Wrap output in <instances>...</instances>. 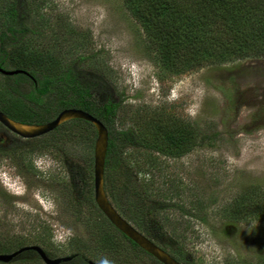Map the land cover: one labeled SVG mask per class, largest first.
<instances>
[{"label": "rangeland", "instance_id": "rangeland-1", "mask_svg": "<svg viewBox=\"0 0 264 264\" xmlns=\"http://www.w3.org/2000/svg\"><path fill=\"white\" fill-rule=\"evenodd\" d=\"M0 1L1 34L12 0ZM18 9L29 32L16 49L61 50L60 71L78 57L82 71L100 69L118 102L115 130L135 135L136 143L117 142L120 159L113 170L104 168V191L116 211L181 264H264V58L174 74L146 49L123 0H23ZM6 48V69H14L9 58L16 54ZM41 71L47 75L44 62ZM17 76L0 74V105L52 115L54 96L39 105L26 101L21 92L30 81L16 88L13 82L24 81ZM169 117L183 135L194 125L199 136L215 138L183 153L163 149L161 126L173 125ZM82 122L66 121L34 139L11 136L12 145L0 140V247L10 253L37 245L51 258L77 252L95 264H160L96 206L95 129ZM253 201L262 214L246 210ZM0 264L44 263L27 255Z\"/></svg>", "mask_w": 264, "mask_h": 264}, {"label": "trees", "instance_id": "trees-1", "mask_svg": "<svg viewBox=\"0 0 264 264\" xmlns=\"http://www.w3.org/2000/svg\"><path fill=\"white\" fill-rule=\"evenodd\" d=\"M22 2L23 0H12L7 7V26L0 34V67L6 69L8 55L6 47L10 46L16 54V56L12 55L15 57L9 58L15 63L14 69L26 72L19 75L24 78V81H29L28 77L32 79L28 93L21 92L25 100L39 105L43 103L42 98L51 93L54 96L52 102L55 105L51 109L52 115L45 117L42 114L34 113V115L24 110L10 109L0 105L1 111L6 110L13 114L16 121L31 123L37 120L48 122L61 110L68 108L88 112L101 121L108 130L105 165L111 166L110 169H112L113 161L119 160L118 155L122 153L118 151L117 142H137L131 131H116L114 128L118 102L113 97L112 88L105 81L100 69L94 72L79 69L78 65L82 57L76 58L68 67L60 71L65 60V53L62 54L61 50L60 55L52 51L48 54L47 50L39 54L22 47H19L18 51L16 48L19 46V36L29 32V29L24 26L27 15H24L25 11L18 9ZM123 5L141 26L148 46L146 49L153 51V57L157 60L159 67H163L168 72L180 74L187 70H197L235 60L264 58V0H123ZM54 42L58 41L54 40ZM92 56L93 54L90 57ZM16 57L17 61L13 60ZM24 62L31 65V68L24 67L22 65ZM43 62L46 63L48 76L41 71ZM11 88L15 89L12 86ZM169 119L173 123L172 126H161V122L158 126L163 128V136L166 140L163 149L183 153L185 150H192L204 140V137H207L199 136V130L194 125H187L190 129L187 130V135H183L182 125L178 126L177 121L170 117ZM77 121L84 123L82 122L84 120ZM87 123L91 128L94 127ZM207 138L212 140L215 137ZM142 188L144 191L147 190V187ZM261 206L262 204L258 201H253L248 204L246 210L262 214ZM110 225L134 248L151 256L111 223ZM145 233L148 237L147 232ZM0 252L4 253L5 249L0 247ZM27 255L40 259L33 250H26L15 258L20 259L21 256ZM70 255L73 256L70 261L60 264H88V261H91L77 252ZM151 257L157 261L153 256Z\"/></svg>", "mask_w": 264, "mask_h": 264}, {"label": "water", "instance_id": "water-1", "mask_svg": "<svg viewBox=\"0 0 264 264\" xmlns=\"http://www.w3.org/2000/svg\"><path fill=\"white\" fill-rule=\"evenodd\" d=\"M0 73L5 76H12L20 73L26 74V72L21 70H5L1 68ZM69 120L87 121L94 126L96 131L93 146V196L98 209L118 231L133 241L139 248L153 256L161 264H181L168 252L163 250L130 225L109 202L103 186L105 158L108 144V130L101 121L81 109L68 108L61 110L52 120L48 122L28 125L14 121L0 111V124L14 134L26 139H32L47 134ZM26 250L35 251L44 264H60L70 261L73 257L72 255H67L51 258L47 256L41 247L37 245H29L23 246L11 253L0 254V262L8 263L18 254ZM88 264L95 263L88 261Z\"/></svg>", "mask_w": 264, "mask_h": 264}, {"label": "flooded vegetation", "instance_id": "flooded-vegetation-1", "mask_svg": "<svg viewBox=\"0 0 264 264\" xmlns=\"http://www.w3.org/2000/svg\"><path fill=\"white\" fill-rule=\"evenodd\" d=\"M1 68V67H0ZM1 69H3V68H1ZM6 70V69H5ZM1 74V73H0ZM21 74H23V73H20V74H17V75H21ZM3 75V74H2ZM5 76V75H4ZM27 77V76H26ZM30 80V82H31V78L30 77H28ZM17 83V88H20V89H23V88H25V86L27 85V83H25V81H23V82H16ZM19 84V85H18ZM27 91V90H26ZM26 91H23V92H26ZM22 95H23V93H22ZM27 101V100H26ZM0 111H1V109H0ZM2 112V111H1ZM6 115V114H5ZM7 116V115H6ZM8 117V116H7ZM14 120V119H13ZM14 121H16V120H14ZM17 122H19V123H22V124H36V123H31V122H23V121H17ZM0 128H4V129H7V128H5L2 124H0ZM8 130V129H7ZM3 131V130H0V140L1 141H4V142H8V143H10L11 145H12V141H14L13 140V138L11 137V136H13V137H15V136H17V137H20V136H18V135H16V134H14L13 132H11V131ZM20 138H22V137H20ZM35 138H37V137H35ZM22 139H26V138H22ZM32 139H34V138H32ZM12 140V141H11Z\"/></svg>", "mask_w": 264, "mask_h": 264}, {"label": "clouds", "instance_id": "clouds-1", "mask_svg": "<svg viewBox=\"0 0 264 264\" xmlns=\"http://www.w3.org/2000/svg\"><path fill=\"white\" fill-rule=\"evenodd\" d=\"M252 225H250L249 227H251ZM242 227H243V225H242ZM247 231H248V229H247ZM101 264H107V262L106 261H101Z\"/></svg>", "mask_w": 264, "mask_h": 264}]
</instances>
